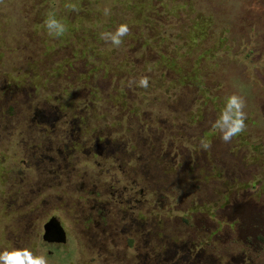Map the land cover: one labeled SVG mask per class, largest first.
I'll use <instances>...</instances> for the list:
<instances>
[{
  "label": "rangeland",
  "instance_id": "1",
  "mask_svg": "<svg viewBox=\"0 0 264 264\" xmlns=\"http://www.w3.org/2000/svg\"><path fill=\"white\" fill-rule=\"evenodd\" d=\"M121 23L120 48L100 39ZM233 93L247 128L225 144L211 124ZM51 217L65 243L42 239ZM14 248L264 264V0H0V252Z\"/></svg>",
  "mask_w": 264,
  "mask_h": 264
},
{
  "label": "clouds",
  "instance_id": "2",
  "mask_svg": "<svg viewBox=\"0 0 264 264\" xmlns=\"http://www.w3.org/2000/svg\"><path fill=\"white\" fill-rule=\"evenodd\" d=\"M64 9L72 12H79L80 8L77 3L67 2L63 5ZM103 14L109 16L111 8L105 7ZM43 26L49 37L59 39L64 37L68 32V25L65 19L58 17L56 12L50 11L43 22ZM131 29L127 23H121L114 32L105 31L100 33V39L105 43H110L115 48H120L123 44L124 37L128 36ZM150 77L143 75L139 79L129 81V86L133 84L138 87L147 89L149 87ZM246 98L238 93H233L226 98L225 105L215 121L212 122L213 130H218L221 139L225 144L231 143L234 137L243 133L246 128L247 112ZM200 146L204 150L211 148V143L207 139H201ZM0 264H50L46 254L34 253L29 248H14L0 252Z\"/></svg>",
  "mask_w": 264,
  "mask_h": 264
},
{
  "label": "water",
  "instance_id": "3",
  "mask_svg": "<svg viewBox=\"0 0 264 264\" xmlns=\"http://www.w3.org/2000/svg\"><path fill=\"white\" fill-rule=\"evenodd\" d=\"M42 239L47 243H65L66 234L59 220L51 217L43 226Z\"/></svg>",
  "mask_w": 264,
  "mask_h": 264
}]
</instances>
